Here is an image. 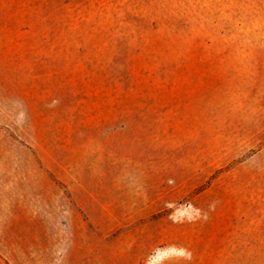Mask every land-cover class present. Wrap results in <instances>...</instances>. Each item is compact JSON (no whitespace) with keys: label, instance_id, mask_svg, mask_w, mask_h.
<instances>
[{"label":"rangeland","instance_id":"obj_1","mask_svg":"<svg viewBox=\"0 0 264 264\" xmlns=\"http://www.w3.org/2000/svg\"><path fill=\"white\" fill-rule=\"evenodd\" d=\"M0 264H264V0H0Z\"/></svg>","mask_w":264,"mask_h":264}]
</instances>
